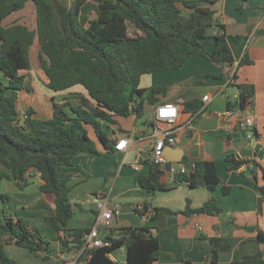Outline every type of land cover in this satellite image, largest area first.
<instances>
[{
	"label": "trees",
	"instance_id": "obj_1",
	"mask_svg": "<svg viewBox=\"0 0 264 264\" xmlns=\"http://www.w3.org/2000/svg\"><path fill=\"white\" fill-rule=\"evenodd\" d=\"M29 1L36 7L35 28L17 20L4 23L5 18L24 9ZM215 3L216 0H71L69 4L63 0H0V74L4 78L0 86V164L8 170L0 172V180L13 178L23 189L34 172L40 176V191L54 195L56 213L46 220L66 251H81L78 262L112 264L110 255L125 249L128 264H152L161 255L160 235L165 230L161 223L165 214H220L222 209L214 198L197 208L188 201L182 211L155 207L150 219L158 221L156 226L103 229L101 237L108 245L82 250L84 234L90 227L68 229L74 214L70 201L72 187L60 177L62 166L72 165L79 154L97 157L116 152V139L108 136L103 122L117 124V117L131 115L141 118L145 102L154 103L156 94L166 91L165 85L142 87L144 74L181 69L197 52L221 65L235 61L225 25L216 15ZM214 26L223 32L214 35L216 48L209 52L202 39L211 36ZM232 38L240 40L238 36ZM36 39L46 88L59 93L80 86L85 91H70L63 103L54 101L49 118L36 116L32 106L23 107L25 116L20 111L21 94L32 91L25 72L32 67L31 49ZM247 62L242 58L240 63ZM238 88L239 96L228 100V110L235 107L245 110L252 102L255 87L239 84ZM202 105L198 100H190L185 107L197 111ZM90 128L98 141L90 137ZM228 138L237 139V132L230 133ZM228 160L233 167L243 162L231 155ZM143 162L150 165V171L138 175L136 182L147 193L170 190L182 183L211 191L222 184L213 160L183 159L187 169L175 174L173 184L162 181L167 166L150 157ZM222 188L225 193L230 191L228 186ZM9 200L10 196L0 190V264H18L4 248L5 237L36 256L50 251V241L37 227L7 213ZM135 210L146 214L143 208ZM200 238L204 251L214 262L222 250L231 248L218 235L208 238L200 234ZM257 240L264 243L263 230L257 231ZM237 264H264L263 251L245 255Z\"/></svg>",
	"mask_w": 264,
	"mask_h": 264
},
{
	"label": "crops",
	"instance_id": "obj_2",
	"mask_svg": "<svg viewBox=\"0 0 264 264\" xmlns=\"http://www.w3.org/2000/svg\"><path fill=\"white\" fill-rule=\"evenodd\" d=\"M214 8L218 20L225 25L224 32L235 61L221 65L197 52L181 69L155 71L142 76V87L165 85L166 91L156 94L154 103L145 102L144 115L136 118L132 124H120L119 119L125 117H117V124L103 122V126L107 124L110 138L116 141L121 137L129 138L128 149L125 152H105L97 157L79 154L73 158L72 165H63L60 170V177L67 179L72 187L70 201L74 214L69 220L68 229L92 226L96 210L91 198L98 192H107L110 203L121 207V215L113 227L156 226L158 221L150 219L155 207L182 211L188 201L197 208L214 198L222 209L219 215L165 214L161 223L165 227L160 235L161 255L152 264H232L258 250L264 254V243L257 240V231H264V194L260 191L264 186V0H216ZM220 32L223 31L214 26L210 30L211 36L202 39L209 52L215 51L214 35ZM234 36L240 37V40L235 41ZM242 58L248 62L241 64ZM216 73L223 75L213 76ZM239 84H252L255 87L249 106L245 110L234 109L239 116L253 115L255 119L256 134L254 138L246 140V147L237 139L228 138L230 133L240 131L239 117L228 113V100L239 96ZM38 85L43 89L42 93L31 85V92L21 94L20 107H38L37 104L43 102L42 94L53 104V101L62 103L70 91L85 92L78 86L70 91L53 93L44 83L38 82ZM207 94L209 98L205 101L203 97ZM190 100H198L203 105L197 111L188 110L185 105ZM162 102H174L181 108L177 142L175 145L166 144V158L170 163H183L185 158L190 161H215L222 184L214 190L182 183L170 190L147 193L136 182L138 175H146L150 171V165L143 161L152 154L156 134L154 111L156 105ZM35 110L36 116L41 115ZM219 112L223 115H219ZM52 114L53 110L46 117ZM229 155L243 162L233 167V162L228 160ZM1 171L8 172L0 164ZM162 181L165 184L174 183L166 172ZM40 184L41 179L36 172L23 189L17 186L13 178L0 180L1 192L10 196L6 203L7 213L18 215L28 225L37 227L51 243L50 251L36 256L5 237L7 254L15 258L18 264H82L78 262L80 252L66 251L56 239L53 226L46 220L56 213L54 195L41 192ZM223 186L230 187V191L225 193ZM146 202L150 203L152 210L145 212V215L137 213L135 207ZM251 227H254L253 231ZM200 234L208 238L218 235L231 248L222 250L218 261L214 262L211 255L204 251ZM62 254L66 257L63 262ZM110 258L112 264H128L125 249L111 254Z\"/></svg>",
	"mask_w": 264,
	"mask_h": 264
},
{
	"label": "built area",
	"instance_id": "obj_3",
	"mask_svg": "<svg viewBox=\"0 0 264 264\" xmlns=\"http://www.w3.org/2000/svg\"><path fill=\"white\" fill-rule=\"evenodd\" d=\"M130 34L133 35V29H130ZM223 95H225L223 93ZM229 97V96H228ZM237 97V96H236ZM204 100H208L209 95H205ZM132 109V106H131ZM21 113L24 115L25 110L20 108ZM181 108L179 104L174 102H162L156 105L154 111V125L156 126V134L152 154L150 156L156 163L167 166L166 173L174 181L175 174L178 172H185L187 167L184 163H170L164 154L166 144L175 145L177 142V124L180 117ZM229 114L239 117L235 110H228ZM219 115L223 113L219 112ZM25 116V115H24ZM239 121V120H238ZM163 126V127H161ZM255 119L253 115H244L241 123H238L239 132L246 133V140L255 137ZM162 129V130H161ZM130 146L129 138L121 137L116 141L115 149L117 152H125ZM138 167L136 166V169ZM92 203L94 204L96 214L95 220L89 230L83 237V248H93L108 245L101 237L103 229L111 228L114 226L116 219L121 215V207L112 205L110 203V194L107 192H98L92 195ZM81 253V251H80ZM62 262L66 259L65 255H61ZM63 264V263H61Z\"/></svg>",
	"mask_w": 264,
	"mask_h": 264
},
{
	"label": "rangeland",
	"instance_id": "obj_4",
	"mask_svg": "<svg viewBox=\"0 0 264 264\" xmlns=\"http://www.w3.org/2000/svg\"><path fill=\"white\" fill-rule=\"evenodd\" d=\"M63 1H65L67 4H69L71 2V0H63ZM36 18L37 17H36L35 4H34V2L29 1L24 9L19 10L17 12H14L13 14H11L7 18H5L4 19V23L5 24H10V23H12V22L17 20V21H20V22H25L28 25H30L32 28H35L36 20H37ZM31 61H32V67H31V69L29 71H26L25 73L28 75V80L30 81V84L34 88H36L39 91V93H42L41 90L43 91V89H41V86L38 85V82H40V83H45V82H44V73H43L42 69L40 68V64H39L38 40L37 39H36L34 45L32 46V49H31ZM2 81H4V78H2V76H0V86H1V82ZM143 84L144 83H143V80H142V85ZM42 96H43V102H41L42 104L38 103L37 104L38 107L35 106V109H37L38 112H40L39 114H41V115H39V116H41L43 118H49L50 116L49 117H46V116L51 114V112L53 110L52 109V105L54 104V101H53V104H52L51 99H49L45 94H42ZM62 99L63 98H59V100H62ZM65 100H67L66 97L64 98V101ZM40 101H42V99ZM49 110H50V113H48ZM136 120H137L136 117L131 115L129 117H125V118L119 119V123L122 124V123L125 122L127 124H129V123L132 124ZM103 128H104V130L106 132L109 130L108 127H107V124L106 125L104 124ZM89 135H90V137L93 140L98 141L94 129H92V128L89 129Z\"/></svg>",
	"mask_w": 264,
	"mask_h": 264
},
{
	"label": "water",
	"instance_id": "obj_5",
	"mask_svg": "<svg viewBox=\"0 0 264 264\" xmlns=\"http://www.w3.org/2000/svg\"><path fill=\"white\" fill-rule=\"evenodd\" d=\"M243 116L244 115H240L239 116V121H238V123L240 124L241 123V120L243 119ZM246 133L244 132V131H242V132H239V133H237V140L238 141H240V142H242L243 143V145L246 147V145H247V142H246ZM248 148V147H247ZM176 163H178V161L176 162ZM260 191H261V193L262 194H264V186L263 187H261L260 188ZM136 205V204H135ZM137 206H139V207H142L143 208V210L146 212V213H149L151 210H152V208L150 207V205L149 204H146V203H142V204H138ZM155 210V209H154ZM250 230H254V227H251V229ZM232 264H237V262H233Z\"/></svg>",
	"mask_w": 264,
	"mask_h": 264
}]
</instances>
